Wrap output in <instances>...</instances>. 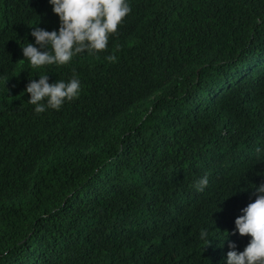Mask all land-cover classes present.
I'll return each instance as SVG.
<instances>
[{
    "label": "trees",
    "instance_id": "obj_1",
    "mask_svg": "<svg viewBox=\"0 0 264 264\" xmlns=\"http://www.w3.org/2000/svg\"><path fill=\"white\" fill-rule=\"evenodd\" d=\"M127 2L107 51L33 68L59 17L0 0V264H227L251 239L231 233L264 184V0ZM41 75L79 97L37 114Z\"/></svg>",
    "mask_w": 264,
    "mask_h": 264
},
{
    "label": "clouds",
    "instance_id": "obj_2",
    "mask_svg": "<svg viewBox=\"0 0 264 264\" xmlns=\"http://www.w3.org/2000/svg\"><path fill=\"white\" fill-rule=\"evenodd\" d=\"M49 3L59 17L60 26L58 31L33 27L31 35L39 47L33 43L22 47L23 57L33 68L66 65L84 51H107L110 37L117 33L131 12L127 0H49ZM107 59L115 62L117 58L109 55ZM25 91L30 94L29 103L36 106L35 112L39 114L46 108L59 110L66 101L78 98L81 83L75 75L67 82L53 83H49L48 75H41L38 81L30 80ZM207 184L205 175L196 188L203 191ZM254 187L258 195L254 202L241 209L243 214L235 219L236 228L231 233L234 235L238 231L241 236L247 235L251 239L243 251H237L236 243L229 242L227 264H264V184ZM200 236L207 239L205 245L211 243L206 230L201 231Z\"/></svg>",
    "mask_w": 264,
    "mask_h": 264
}]
</instances>
